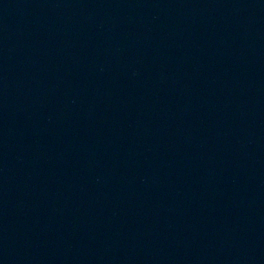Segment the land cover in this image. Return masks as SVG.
Listing matches in <instances>:
<instances>
[{"label":"water","instance_id":"water-1","mask_svg":"<svg viewBox=\"0 0 264 264\" xmlns=\"http://www.w3.org/2000/svg\"><path fill=\"white\" fill-rule=\"evenodd\" d=\"M0 264H264V0H0Z\"/></svg>","mask_w":264,"mask_h":264}]
</instances>
